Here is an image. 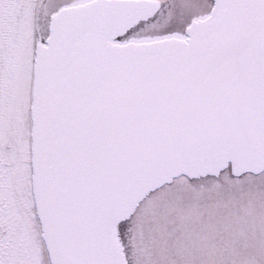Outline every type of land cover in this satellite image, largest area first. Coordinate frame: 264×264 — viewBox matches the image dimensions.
Masks as SVG:
<instances>
[{
  "label": "snow or ice",
  "instance_id": "1",
  "mask_svg": "<svg viewBox=\"0 0 264 264\" xmlns=\"http://www.w3.org/2000/svg\"><path fill=\"white\" fill-rule=\"evenodd\" d=\"M36 3L0 0V264H264V0Z\"/></svg>",
  "mask_w": 264,
  "mask_h": 264
},
{
  "label": "rangeland",
  "instance_id": "2",
  "mask_svg": "<svg viewBox=\"0 0 264 264\" xmlns=\"http://www.w3.org/2000/svg\"><path fill=\"white\" fill-rule=\"evenodd\" d=\"M51 0H37V5L39 6L40 4V10L41 12H38L37 10V16H36V32L37 34H40L43 30V17L44 13L46 12L48 6L50 5ZM42 7V10H41ZM12 160V159H11Z\"/></svg>",
  "mask_w": 264,
  "mask_h": 264
},
{
  "label": "flooded vegetation",
  "instance_id": "3",
  "mask_svg": "<svg viewBox=\"0 0 264 264\" xmlns=\"http://www.w3.org/2000/svg\"><path fill=\"white\" fill-rule=\"evenodd\" d=\"M40 5H42V4H40ZM40 5L38 6V5L36 4V7H37L38 12H41V11H39V10H40ZM41 10H42V7H41ZM20 131H21L22 133H26V122H25V121H22V122H21V128H20ZM11 159H13V157L8 156V157H6L3 161H0V163L9 164V163L11 162Z\"/></svg>",
  "mask_w": 264,
  "mask_h": 264
}]
</instances>
